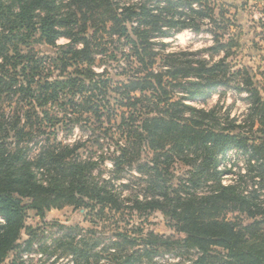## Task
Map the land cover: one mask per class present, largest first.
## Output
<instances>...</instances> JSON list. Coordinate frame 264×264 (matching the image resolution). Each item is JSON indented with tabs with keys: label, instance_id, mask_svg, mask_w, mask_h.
Wrapping results in <instances>:
<instances>
[{
	"label": "trees",
	"instance_id": "obj_1",
	"mask_svg": "<svg viewBox=\"0 0 264 264\" xmlns=\"http://www.w3.org/2000/svg\"><path fill=\"white\" fill-rule=\"evenodd\" d=\"M68 1L0 0V264L32 261L22 260L35 237L25 225L28 211L43 219L46 212L65 207L87 209L90 222L116 226L159 212L185 236L173 240L151 232H116L122 241L113 243L106 264L152 261L164 251L181 257L195 252L191 264H264V88L256 80L264 72L231 64L230 50L239 45L232 38L222 41L232 26L224 12L216 14L210 0H144L140 7L123 9L114 0ZM204 20L212 23L208 30L214 38V46L204 52L222 53L220 59L170 53L162 57V70L152 69L157 57L153 35L197 33ZM88 28L95 29L90 37L85 36ZM100 32L128 46L138 77L115 84L94 71V55L107 50L96 37ZM60 38L70 43L58 46ZM36 43L57 48V56L39 57L32 48ZM216 89L245 96L241 120L186 104ZM111 92L124 111L114 129L119 138L113 142L114 133L109 136L114 145L108 147L110 178L97 174L104 157L81 158L90 140L64 143L47 136L33 153L37 134H46L44 129L55 134L60 123L88 124L84 114L97 123L93 133L100 130L102 109L108 120L115 116L116 107H107ZM174 94L180 98L173 100ZM52 107L62 109L64 117L53 116ZM144 151L152 156L142 157ZM239 159L245 170L236 172L234 160ZM175 161L190 168L176 186L169 172ZM125 172L132 173L129 185L117 191L113 181ZM23 233L27 239L20 243ZM129 247L142 249L123 258ZM72 253L76 264H88Z\"/></svg>",
	"mask_w": 264,
	"mask_h": 264
},
{
	"label": "rangeland",
	"instance_id": "obj_2",
	"mask_svg": "<svg viewBox=\"0 0 264 264\" xmlns=\"http://www.w3.org/2000/svg\"><path fill=\"white\" fill-rule=\"evenodd\" d=\"M118 9H123L124 7H140L144 0H114ZM63 5H66L68 0H60ZM60 3V4H61ZM152 6L155 3H152ZM165 6L166 4H160ZM209 5L214 9L216 14L224 12V18L229 20L232 26H229L228 33L223 37L226 39L232 38L234 41L238 42V47H234L230 50V53L234 52V55L230 58L231 64L236 68L241 67L249 68L253 73L264 72V0H210ZM156 6V5H155ZM66 9V8H65ZM64 11V9H63ZM216 16V15H215ZM219 19V18H218ZM227 24V22L222 23ZM201 31L194 33L189 30L181 31L180 33H173L170 37H158V35H153L152 39V51L157 54L156 64L153 66V70H162L161 60L162 57L169 55L170 53H199L203 59H208L212 57L214 61H217L222 57V53L214 54L209 56V53L204 52L205 49L214 46L213 34L209 32L208 29L213 27L212 23L208 20L199 23ZM109 24L107 25V27ZM95 29L88 28L85 36L90 37L94 33ZM168 31V30H167ZM208 31V32H207ZM171 32V31H169ZM173 32V31H172ZM217 33H224L223 31H218ZM234 36V37H233ZM97 39H100V43L105 45L106 51L102 54H95V63L93 69L95 72L101 74L100 76L104 79H110L115 84H120L126 82L129 77H138L136 72V61L127 58L128 46H123L122 41L117 40L112 36H108L105 33H97ZM70 43L67 38H60L57 40L56 44L58 46H64ZM80 46L79 44H77ZM33 50L38 53L39 57H52L57 56V48H53L44 44L36 43L32 45ZM100 53V52H98ZM125 54V55H124ZM72 71V68L69 69ZM58 76V73L54 74ZM66 75H64L65 77ZM53 77V76H52ZM256 80L260 87L264 88V77L257 75ZM110 104L107 107H116L114 109L115 116L108 120V112L102 109V117L100 119L101 124L100 130L93 133L91 130L93 127H97V123L92 116H88V124H84L83 121L78 123L74 122L71 125L64 127L62 123L58 124V130L53 132L52 135H48L51 131L49 129H42L46 134H37V139L33 140V145L30 146L33 153H36V147L40 145L41 141L47 136L51 139L55 138L58 142L73 143L74 141H89L88 147L81 149L80 156L82 159L97 160L101 156L105 160L100 163L98 176L102 179L110 178L111 174V162L108 159L109 150L108 147L114 149L113 142L117 140L118 133L114 132L116 128V121L119 120V114L124 111L121 110L115 104L114 97L115 94L109 93ZM245 96H237L230 91H225L224 89H216L209 94L206 99H199L198 101L189 102L186 101L187 105L193 106L199 109L210 110L216 108L219 115H222L224 119L237 118L242 119L246 115V102ZM179 95H172L173 100H178ZM14 106V105H12ZM50 107V106H46ZM45 108H37L38 113L43 111ZM8 110V108H6ZM51 108L52 115H57L58 118H63L62 109ZM218 115V116H219ZM221 116V117H222ZM220 117V119H221ZM69 129V130H68ZM41 130V131H42ZM98 137V142H94V135ZM113 135V142L110 141L109 136ZM93 143H92V142ZM119 141H122L121 139ZM231 153L228 156L232 158ZM152 153L150 151H144L142 157H151ZM233 161V159H231ZM235 170L239 171L245 170V162L242 159L234 160ZM190 168L181 162L175 161L171 165L169 172L173 176V185H178V179L186 177ZM130 172H125L122 174L119 180L113 181V188L117 191H126L123 185H129L131 180ZM228 179L224 180V183H228ZM133 186V185H131ZM130 188V187H129ZM128 191V190H127ZM87 209H75L73 207H65L62 210H51L44 214V218H39L34 211H28L26 214L25 225L28 229H31L35 234V239L33 238V246L30 251L22 255V260L27 261L28 258H33V264H76V259L73 256L72 251H76V258L80 261H88V264H93L96 260L98 264H106V258L114 250L113 243L122 241V238L118 239L114 233L121 232L124 235L138 236L140 232L143 235L151 232L155 235H159L166 238H171L173 240L183 239L185 236L183 234L176 233L172 226H170V221L167 217L163 216L159 212H153L147 216H143L140 219L133 217L129 224L127 222H122L114 224L109 221H97L90 222L91 219L87 215ZM233 214H229L228 217H232ZM118 218V216H117ZM120 221V220H119ZM2 222L0 218V223ZM26 233V232H25ZM33 236V235H32ZM27 239L26 234H22L20 243ZM126 249V247L124 248ZM137 248L134 250L133 247H129L125 255L134 251H138ZM80 253V254H78ZM174 252L164 251L162 254L152 258V261L146 259L141 260V262L136 264H184L185 257H190L185 255L181 257L175 255ZM41 254V255H40ZM192 254V253H191ZM196 254L186 260L190 261L195 259ZM101 257V258H100ZM27 258V260H26ZM122 258V262L124 259ZM12 259L9 257V260ZM10 263V261H9ZM190 264V263H188Z\"/></svg>",
	"mask_w": 264,
	"mask_h": 264
},
{
	"label": "built area",
	"instance_id": "obj_3",
	"mask_svg": "<svg viewBox=\"0 0 264 264\" xmlns=\"http://www.w3.org/2000/svg\"><path fill=\"white\" fill-rule=\"evenodd\" d=\"M194 254H195V252H193ZM195 258H196V256H195ZM188 263H190L191 264V262L190 261H186L185 260V263L184 264H188Z\"/></svg>",
	"mask_w": 264,
	"mask_h": 264
}]
</instances>
